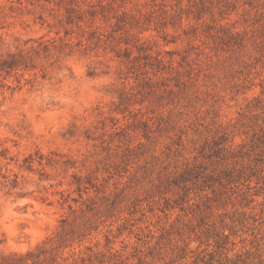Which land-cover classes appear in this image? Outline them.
<instances>
[{"label":"rangeland","instance_id":"1","mask_svg":"<svg viewBox=\"0 0 264 264\" xmlns=\"http://www.w3.org/2000/svg\"><path fill=\"white\" fill-rule=\"evenodd\" d=\"M0 264H264V0H0Z\"/></svg>","mask_w":264,"mask_h":264}]
</instances>
